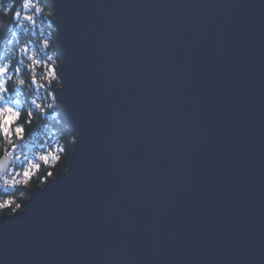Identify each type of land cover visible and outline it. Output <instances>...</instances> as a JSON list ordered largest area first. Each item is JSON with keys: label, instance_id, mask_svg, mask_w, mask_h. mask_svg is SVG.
<instances>
[{"label": "water", "instance_id": "obj_1", "mask_svg": "<svg viewBox=\"0 0 264 264\" xmlns=\"http://www.w3.org/2000/svg\"><path fill=\"white\" fill-rule=\"evenodd\" d=\"M48 4L73 151L0 264H264V0Z\"/></svg>", "mask_w": 264, "mask_h": 264}, {"label": "trees", "instance_id": "obj_2", "mask_svg": "<svg viewBox=\"0 0 264 264\" xmlns=\"http://www.w3.org/2000/svg\"><path fill=\"white\" fill-rule=\"evenodd\" d=\"M22 2L23 0H0V66L11 64L13 68L21 69L19 73L11 75L10 95L20 101L22 110L20 121L13 125V132L15 127L25 128L21 138H17L14 134L0 135V158L8 152H14L15 157H20L19 160L15 158L12 169L7 175L0 176V204L6 200L12 201L11 207L0 208V218L22 209L29 197L30 189L43 186L50 178L47 172L51 171L54 176L58 171L66 168L75 140L73 129L62 121L59 106L51 98L55 95V89L61 85L62 62L57 52L55 28L51 22L52 6L48 4L37 19V23L32 25L22 19L23 15L29 12L22 7ZM42 3L43 0H40L37 6H41ZM16 11L21 12V18L13 20ZM49 12H52V16L48 15ZM24 48H27V53ZM50 68L55 70V79L48 84L47 80L51 76ZM32 76L36 77L38 84H44L45 87L29 86ZM21 79L25 80L23 86L19 84ZM32 101L45 107L52 103L53 107L38 117L34 115L29 124L28 118L23 113L32 110ZM10 141L17 145V149L13 150L10 147ZM55 148L64 149L63 152L58 153L59 159L55 158L57 155L53 151ZM48 152H53V155L47 163H44L39 158ZM29 161L32 164H40V169H32V176L27 184L20 183L6 189L5 180L11 183L17 171L22 172L24 168L29 167ZM17 204L21 205L19 209L16 208Z\"/></svg>", "mask_w": 264, "mask_h": 264}, {"label": "snow or ice", "instance_id": "obj_3", "mask_svg": "<svg viewBox=\"0 0 264 264\" xmlns=\"http://www.w3.org/2000/svg\"><path fill=\"white\" fill-rule=\"evenodd\" d=\"M40 4V0H23L22 7L24 9H28L29 12L25 13L22 17L23 21L28 22L29 24L35 25L37 23V19L40 17V14L43 12V9L45 7H48V0H43V3L41 6H37ZM57 9V8H56ZM31 13V14H29ZM49 16H52V12L48 13ZM21 18V12L16 11L12 17L13 20H17ZM45 46H47V42H45ZM25 53H27V48L23 49ZM32 59V58H29ZM39 63V62H35ZM21 69L19 67L13 68L11 64H4L3 66H0V135L4 136H12L13 134L17 138H21V134L25 131V128L23 126L15 127L13 132V125L18 123L22 116V110L20 107V101L15 100L10 95L12 89L10 86V79L11 75H14L16 73H19ZM51 76L48 78L47 83L51 84L52 80L55 79V70L49 69ZM20 85H25V80L21 79L19 81ZM29 86H37V87H45L44 84H38L37 79L35 76H32L30 79ZM52 100L55 101L57 97L55 95H52ZM32 110L27 111L26 113H23L28 120L27 122L30 124L32 122V119L35 116H40L41 114L46 113L47 109H51L53 107L52 103H49L46 107L42 106L39 103H36L35 101L31 102ZM10 147L15 150L17 149V145L15 143H12L10 141ZM57 155L55 156L56 159H59L58 153L63 152V148H55L53 150ZM14 155V152H8L7 158L11 159ZM53 152H48L42 156H40V160L44 163H47L49 159L52 157ZM17 160L20 159L19 156L15 157ZM25 160H27V157H25ZM29 167L24 168V170L17 171L15 173V176L12 177L11 183H8L7 180H5L6 189L15 187L16 185L20 183L27 184L28 181L31 179L32 176V169L35 168L37 170L40 169V164H32L30 161L28 162ZM7 168L6 162H0V174L4 172V170ZM47 176L51 177L53 176V173L51 171L47 172ZM22 179H18L21 178ZM12 201L6 200L3 204H0V208H7L11 207ZM21 205L17 204L16 208H20ZM3 221H0V224H3Z\"/></svg>", "mask_w": 264, "mask_h": 264}]
</instances>
